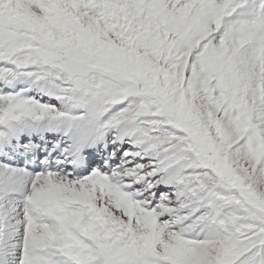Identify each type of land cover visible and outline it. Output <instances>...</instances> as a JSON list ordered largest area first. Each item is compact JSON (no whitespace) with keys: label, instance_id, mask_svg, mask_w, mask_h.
I'll use <instances>...</instances> for the list:
<instances>
[{"label":"snow or ice","instance_id":"1","mask_svg":"<svg viewBox=\"0 0 264 264\" xmlns=\"http://www.w3.org/2000/svg\"><path fill=\"white\" fill-rule=\"evenodd\" d=\"M0 264H264V0H0Z\"/></svg>","mask_w":264,"mask_h":264}]
</instances>
